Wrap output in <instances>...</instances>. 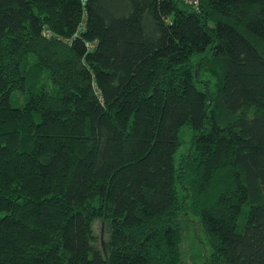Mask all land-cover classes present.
Returning <instances> with one entry per match:
<instances>
[{
    "label": "trees",
    "instance_id": "trees-1",
    "mask_svg": "<svg viewBox=\"0 0 264 264\" xmlns=\"http://www.w3.org/2000/svg\"><path fill=\"white\" fill-rule=\"evenodd\" d=\"M188 216L264 264V0H0V264H185Z\"/></svg>",
    "mask_w": 264,
    "mask_h": 264
},
{
    "label": "rangeland",
    "instance_id": "rangeland-1",
    "mask_svg": "<svg viewBox=\"0 0 264 264\" xmlns=\"http://www.w3.org/2000/svg\"><path fill=\"white\" fill-rule=\"evenodd\" d=\"M48 85L47 82H45ZM24 103V96L15 93L13 96V105L18 107ZM186 143L182 142V146L177 154L185 151ZM185 222V234L183 250L185 254V264H203L205 258L209 255V250L204 243V233L199 221L192 217H183ZM93 246L99 250L104 256L107 255L109 249L110 227L108 223L102 220H96L92 225Z\"/></svg>",
    "mask_w": 264,
    "mask_h": 264
},
{
    "label": "built area",
    "instance_id": "built-area-1",
    "mask_svg": "<svg viewBox=\"0 0 264 264\" xmlns=\"http://www.w3.org/2000/svg\"><path fill=\"white\" fill-rule=\"evenodd\" d=\"M182 1L188 4H192L196 8L198 7V0H182Z\"/></svg>",
    "mask_w": 264,
    "mask_h": 264
}]
</instances>
